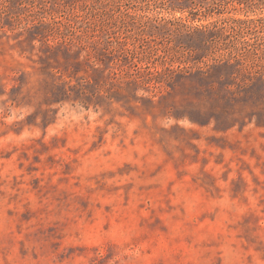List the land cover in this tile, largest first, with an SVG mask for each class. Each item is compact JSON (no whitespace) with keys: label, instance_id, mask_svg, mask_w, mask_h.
I'll list each match as a JSON object with an SVG mask.
<instances>
[{"label":"rangeland","instance_id":"1","mask_svg":"<svg viewBox=\"0 0 264 264\" xmlns=\"http://www.w3.org/2000/svg\"><path fill=\"white\" fill-rule=\"evenodd\" d=\"M239 2L0 0V264H264V0Z\"/></svg>","mask_w":264,"mask_h":264},{"label":"trees","instance_id":"2","mask_svg":"<svg viewBox=\"0 0 264 264\" xmlns=\"http://www.w3.org/2000/svg\"><path fill=\"white\" fill-rule=\"evenodd\" d=\"M190 1H191V3H195L196 0H190ZM239 1H240L239 3L241 4V0H239ZM249 1H251V0H249ZM210 31H212V30H210ZM204 33H207V31H204ZM227 40H228V38L221 40V39H217V37H211V38L205 40L204 45L211 48L214 45V43L220 44L221 47L223 48L222 50L230 51L229 52L230 57L236 55L235 59L244 60L245 62L246 61L256 62L257 60H259L260 56H259L258 51H260L262 49V48H260V46L254 47L256 44L255 43L251 44L249 42L242 43L243 45L241 44V46H237V45H235L236 43H233V42L230 43V40L229 41H227ZM108 43H110V41H108ZM250 47H252V48H250ZM99 60H101V59H98V61ZM140 78L141 77H136L133 80V83L138 84V82L140 81Z\"/></svg>","mask_w":264,"mask_h":264}]
</instances>
